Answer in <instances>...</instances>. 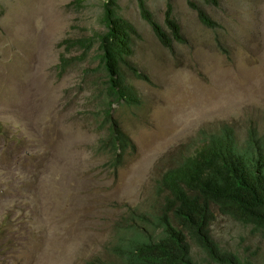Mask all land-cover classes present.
<instances>
[{
    "label": "rangeland",
    "instance_id": "obj_1",
    "mask_svg": "<svg viewBox=\"0 0 264 264\" xmlns=\"http://www.w3.org/2000/svg\"><path fill=\"white\" fill-rule=\"evenodd\" d=\"M104 1L0 0V264L113 261L116 226L157 207L162 174L203 135L227 126L242 146L253 128L264 142V0H172L183 42L171 49L120 0L137 31L128 61L145 78L122 68L133 104L109 101L96 47L78 42L103 32ZM146 4L163 26L166 0ZM109 119L129 141L120 155ZM210 231L264 264V232L220 214Z\"/></svg>",
    "mask_w": 264,
    "mask_h": 264
},
{
    "label": "trees",
    "instance_id": "obj_2",
    "mask_svg": "<svg viewBox=\"0 0 264 264\" xmlns=\"http://www.w3.org/2000/svg\"><path fill=\"white\" fill-rule=\"evenodd\" d=\"M120 0H106L102 3L101 23L104 27L102 33H97L95 37L79 40L80 46L85 53L96 47V56L99 60L100 69L104 72L106 78V92L109 101L115 104L128 103L135 101L131 91L124 82L122 68L129 69L132 74L138 78H143L138 74L129 63V58L133 54L132 41L137 36L136 28L120 15ZM139 15L150 26L154 36L159 43L167 49H171L173 42H183L180 27L173 17L172 0H166L164 11V25H160L152 12L147 7L146 0H135ZM208 1V0H206ZM215 3V0H209ZM189 5L196 11L199 21L206 27L213 28L216 24L209 19L203 9L198 8L191 2ZM111 106V105H110ZM111 107L106 111V117L110 118ZM108 140L112 148L123 152L128 141L124 133L117 129L116 122L108 120ZM210 142L205 144L199 151V160L196 164L175 166L172 173L179 179H186L189 173L188 169L197 172L202 170L205 164L203 153L208 152L210 147L214 146L216 159H212L211 164L214 168V178L207 182L214 189L215 200L220 204L219 211L222 214L232 215L244 225L250 226L253 231L264 232V142L258 135H250L248 145L239 150L231 129H221L210 137ZM221 156L225 161H217ZM119 157V156H118ZM169 177V176H167ZM166 177V178H167ZM199 185H203V180ZM238 193V203L231 204V198L234 193ZM175 220L181 227V232L176 230L167 221L163 224V233L182 237L180 248L168 241L165 242L166 251L177 253L179 250H185L183 238L188 235L195 244H199L211 253V262L214 264H253L249 259H241L236 253L223 250L214 240L211 242L209 235V224L213 218L210 211L194 208L189 217L179 213L174 214ZM162 233V234H163ZM163 236V235H162ZM145 236L136 229L125 228L123 237L118 240L113 250L126 263L131 264L132 260L137 258L138 252L145 241ZM130 244V245H127ZM137 251V253H136ZM136 253V255H135ZM190 256V257H189ZM187 261L184 260L178 264H198L193 262L189 254ZM151 261L140 258L138 264H163L164 262H155L153 256H146ZM191 258V259H190ZM134 259V261H135ZM96 264H104L100 260Z\"/></svg>",
    "mask_w": 264,
    "mask_h": 264
},
{
    "label": "clouds",
    "instance_id": "obj_3",
    "mask_svg": "<svg viewBox=\"0 0 264 264\" xmlns=\"http://www.w3.org/2000/svg\"><path fill=\"white\" fill-rule=\"evenodd\" d=\"M222 128L231 129L230 127L227 126H224ZM221 129H219L217 132H219ZM214 133L203 135L204 140L201 141L202 147L208 142L211 143L210 137ZM232 133L236 141V137L233 130ZM251 134H254L255 137L257 135L256 131L253 128L249 130L247 140L242 146H239L236 141L239 150L244 149L248 145V143L250 142ZM127 147H129V141L127 146L124 148V150ZM201 149L202 148H198L196 150L194 149L195 151H193L191 154H188L183 158L180 157L178 162H174V166L171 164L170 167L162 174L157 187L158 197L155 202L157 207H154L151 210H147V209L141 210L140 208L131 207L128 210L127 214L122 219L124 223H122L121 226H116L118 239L108 250L109 254L115 256V260L113 261H104L102 259H98V260H100L104 264H128L116 254L113 248L115 247V245H118V240L123 237L125 228H131V229L139 230L146 238L144 241V245L139 249L143 253L138 252L137 258L135 259L134 257L135 261L133 259L131 264H138L139 259L143 257L145 258V260L151 261L146 256H153L154 257L153 261L155 262H164L163 264H178L179 261L182 262L181 260H184V255L186 256L185 261H187L189 254L192 256L193 262L202 264L200 263L199 260L195 258V254H194L195 252L199 253L202 257V260L206 261L208 264H214L210 260V258L212 257L211 253L207 249L203 248L200 244L199 246H197L195 244V241L191 240L189 236L186 234H184L186 239L183 238V244L185 245L186 248L185 250L182 251L179 250L176 254L170 251H166L164 249L166 247L165 245L166 241L173 244L174 246L176 244L180 248L182 237L170 235L168 233H163L162 230L163 226L160 225L161 222L164 224L165 221H167V225L170 223L172 227H174L176 230L181 232V227L176 222L174 214L179 213L181 215H184L185 217H189L191 211L194 208L199 207L200 209H205L206 211H210L213 215V218L208 227L209 235L212 239L210 241L212 242L214 239L211 235L210 227L215 220L216 214L229 216L234 220H236L232 215H226L220 213L219 208L221 206L215 200L214 189L211 185L207 183L215 177L213 175L214 168L213 165L211 164L212 159H216V152L214 150V146L210 147V150L208 152L203 153L205 158V164L201 167L202 170L194 172L193 170L186 168L189 171L186 179H179L172 174L175 171V166H178L180 164L183 165L185 163H189L190 165L196 164L197 161L199 160L200 157L199 151ZM225 160L226 159H224L221 156V159L217 161H225ZM202 180H203V185L201 186L199 185V183ZM238 200H239L238 193L236 194L235 192L231 198L230 203L231 204L235 203L236 205L238 203ZM238 222L241 223L240 221ZM151 229L153 231L158 230L160 232L157 234V236H155L154 233L151 231ZM214 242L216 241L214 240ZM148 264H154V263L151 262Z\"/></svg>",
    "mask_w": 264,
    "mask_h": 264
}]
</instances>
